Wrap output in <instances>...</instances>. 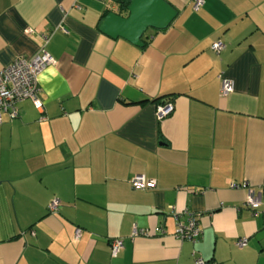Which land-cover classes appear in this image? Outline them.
I'll use <instances>...</instances> for the list:
<instances>
[{"label": "crops", "instance_id": "obj_1", "mask_svg": "<svg viewBox=\"0 0 264 264\" xmlns=\"http://www.w3.org/2000/svg\"><path fill=\"white\" fill-rule=\"evenodd\" d=\"M166 1L176 16L136 47L99 31L112 0H0V69L44 33L55 59L42 104L0 123V264H264V0ZM170 206L197 217L194 244Z\"/></svg>", "mask_w": 264, "mask_h": 264}, {"label": "built area", "instance_id": "obj_2", "mask_svg": "<svg viewBox=\"0 0 264 264\" xmlns=\"http://www.w3.org/2000/svg\"><path fill=\"white\" fill-rule=\"evenodd\" d=\"M203 2V0H194L193 9L196 8ZM28 33H33L32 28H28ZM44 44L42 45L40 51L28 59L26 57H18L9 65L0 69V123L3 121V114L9 113L12 117H16L19 111V103L30 99L35 104L41 105L40 98V86H39V75L41 72L55 63L54 56L47 51L46 44L48 43L49 34L44 33L42 35ZM212 48L218 52L223 48V44L219 41H215L211 44ZM221 86L219 88L220 94L224 95L232 90L233 82L228 79L220 80ZM156 117L157 119L164 118L165 115L171 112V104L166 102L162 105H157ZM129 183L134 188L143 189L146 187L154 188L156 182L151 181L150 179H145V177L139 174H136L130 178ZM234 186V184H230ZM248 195L245 198L244 204L249 206V209L257 207L259 202V194H255L252 190H247ZM58 202L56 199L53 200L50 204L51 210L56 209ZM169 213L175 218L176 223L174 227V237L177 240L181 241L182 239L189 240L191 243H195L202 234V229L198 224V219L194 215H190L186 210L178 211L175 206L169 207ZM186 214V218L182 219L181 216ZM158 232L163 233L160 228H157ZM132 237L141 236L145 238L146 236L154 235V232L145 229L140 230L135 227L132 229ZM76 236L80 237V230H76ZM246 242L245 238L240 240L237 239L236 244L242 246ZM110 255L114 256L121 248L123 247L122 240L114 238L110 240ZM194 264H204L201 258H195Z\"/></svg>", "mask_w": 264, "mask_h": 264}, {"label": "water", "instance_id": "obj_3", "mask_svg": "<svg viewBox=\"0 0 264 264\" xmlns=\"http://www.w3.org/2000/svg\"><path fill=\"white\" fill-rule=\"evenodd\" d=\"M126 11L124 17L113 11L107 13L98 29L109 38L121 37L136 47L142 45L141 36L145 30L165 29L177 14L166 0H130Z\"/></svg>", "mask_w": 264, "mask_h": 264}, {"label": "trees", "instance_id": "obj_4", "mask_svg": "<svg viewBox=\"0 0 264 264\" xmlns=\"http://www.w3.org/2000/svg\"><path fill=\"white\" fill-rule=\"evenodd\" d=\"M114 3H116V11L114 13L121 15V17H124L127 15L126 7L130 4V0H112ZM142 43L144 44L146 42L145 35L141 36ZM161 98H157L156 100H160ZM170 103L171 101L168 100ZM162 104V103H161Z\"/></svg>", "mask_w": 264, "mask_h": 264}, {"label": "rangeland", "instance_id": "obj_5", "mask_svg": "<svg viewBox=\"0 0 264 264\" xmlns=\"http://www.w3.org/2000/svg\"><path fill=\"white\" fill-rule=\"evenodd\" d=\"M149 29H152V28H149ZM149 29H148V30H149Z\"/></svg>", "mask_w": 264, "mask_h": 264}]
</instances>
